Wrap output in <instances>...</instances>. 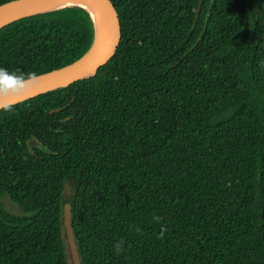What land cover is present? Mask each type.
<instances>
[{"label":"trees","instance_id":"1","mask_svg":"<svg viewBox=\"0 0 264 264\" xmlns=\"http://www.w3.org/2000/svg\"><path fill=\"white\" fill-rule=\"evenodd\" d=\"M110 2L105 64L0 111V264H73L67 205L80 264H264V0ZM94 39L82 7L28 16L0 68L42 75Z\"/></svg>","mask_w":264,"mask_h":264},{"label":"water","instance_id":"2","mask_svg":"<svg viewBox=\"0 0 264 264\" xmlns=\"http://www.w3.org/2000/svg\"><path fill=\"white\" fill-rule=\"evenodd\" d=\"M68 1L71 0H13L7 2L0 5V28L28 16L58 9V4ZM87 1L92 2L104 17L107 29L106 40L104 44L97 50L93 51L98 38L96 32V22L88 10L82 6H78L84 8L89 13L94 22L95 39L90 50L84 56L65 67L38 75L35 85L25 94V96L13 100L12 103L16 104L22 102L41 93L67 86L81 78L92 75L113 56L121 36L119 19L115 8L110 0ZM64 224L67 230V237L70 245L73 264H80L73 240L68 205L65 207Z\"/></svg>","mask_w":264,"mask_h":264},{"label":"clouds","instance_id":"3","mask_svg":"<svg viewBox=\"0 0 264 264\" xmlns=\"http://www.w3.org/2000/svg\"><path fill=\"white\" fill-rule=\"evenodd\" d=\"M37 75L35 72L25 73L22 71L9 72L7 69L0 68V111H12L14 108L13 100L25 96V94L35 85ZM153 219L159 223L160 217L154 216ZM140 229H137L139 232ZM166 229L162 228L161 236ZM159 238V237H158ZM117 254L124 251L123 241L114 245Z\"/></svg>","mask_w":264,"mask_h":264},{"label":"bare ground","instance_id":"4","mask_svg":"<svg viewBox=\"0 0 264 264\" xmlns=\"http://www.w3.org/2000/svg\"><path fill=\"white\" fill-rule=\"evenodd\" d=\"M72 5L84 7L86 10L90 12L92 17L94 18L96 22V32H97L98 38H97L95 47L93 48V51L97 50L100 46L104 44L106 40L107 29H106L104 17L97 10L95 5L92 2H89L87 0H71L68 2L60 3L58 4V8L64 7V6H72Z\"/></svg>","mask_w":264,"mask_h":264},{"label":"rangeland","instance_id":"5","mask_svg":"<svg viewBox=\"0 0 264 264\" xmlns=\"http://www.w3.org/2000/svg\"><path fill=\"white\" fill-rule=\"evenodd\" d=\"M2 203H3V206L6 209L10 210L12 213H15V214L21 213V210L19 209V207L11 203L7 198H4Z\"/></svg>","mask_w":264,"mask_h":264}]
</instances>
